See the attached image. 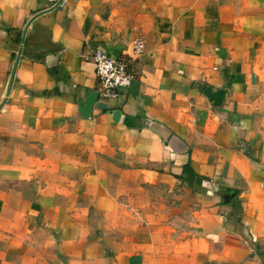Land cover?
Wrapping results in <instances>:
<instances>
[{"label":"crops","instance_id":"crops-1","mask_svg":"<svg viewBox=\"0 0 264 264\" xmlns=\"http://www.w3.org/2000/svg\"><path fill=\"white\" fill-rule=\"evenodd\" d=\"M4 97L0 264H264V0H0Z\"/></svg>","mask_w":264,"mask_h":264},{"label":"built area","instance_id":"built-area-1","mask_svg":"<svg viewBox=\"0 0 264 264\" xmlns=\"http://www.w3.org/2000/svg\"><path fill=\"white\" fill-rule=\"evenodd\" d=\"M143 41L133 39L132 51L140 52ZM94 73L97 82V94L101 98H116L123 94L131 84L132 75L126 60L122 57H114L103 50H95L92 55Z\"/></svg>","mask_w":264,"mask_h":264},{"label":"trees","instance_id":"trees-1","mask_svg":"<svg viewBox=\"0 0 264 264\" xmlns=\"http://www.w3.org/2000/svg\"><path fill=\"white\" fill-rule=\"evenodd\" d=\"M50 71L52 73H55L57 71V69H50ZM183 173H185V179L187 180V182L189 184L195 183L197 185L200 184L201 179L203 177H201L200 175L196 174L189 166V164H185V166L183 167ZM230 192L226 193L223 195V198L225 200V202H230L232 204V211L229 215H227L226 220L229 222H233L235 224H238L239 219L235 218V215L239 212V205L236 203V201H232L233 197L230 196Z\"/></svg>","mask_w":264,"mask_h":264},{"label":"rangeland","instance_id":"rangeland-1","mask_svg":"<svg viewBox=\"0 0 264 264\" xmlns=\"http://www.w3.org/2000/svg\"><path fill=\"white\" fill-rule=\"evenodd\" d=\"M187 190H188L187 191L188 194H193V195H195V193L198 191L194 187L187 188ZM135 194H136V192L133 193V197L135 196ZM131 205H133V207H134L135 206V202L133 201L131 203ZM237 214L235 215V218L240 220V217H239L240 210H239V212ZM225 219H226V217H225ZM226 222H229V221L226 220ZM230 223L233 224V222H230ZM234 225H236V224L234 223ZM237 225L240 226V223L238 222ZM246 238H247V242L248 243L250 242L249 244L251 245V248H250L251 250L249 251V254L247 255V257L249 259L256 258V259H258L262 263L264 261V251H263V247L261 245H259V244L253 243V240L250 237H246Z\"/></svg>","mask_w":264,"mask_h":264},{"label":"water","instance_id":"water-1","mask_svg":"<svg viewBox=\"0 0 264 264\" xmlns=\"http://www.w3.org/2000/svg\"><path fill=\"white\" fill-rule=\"evenodd\" d=\"M60 1H58L59 3ZM57 3V4H58ZM25 29L26 27L24 28V30L22 31V35H21V42L23 41V37H24V33H25ZM19 52H20V48L16 54V57H15V60H14V63H13V66H12V69H11V72H10V76H9V81H8V85H7V89H6V93H5V97L7 96V93L9 91V88L12 84V81H13V77H14V72H15V68H16V65H17V60H18V57H19ZM5 97L2 99V101L0 102V106L1 104L5 101Z\"/></svg>","mask_w":264,"mask_h":264}]
</instances>
